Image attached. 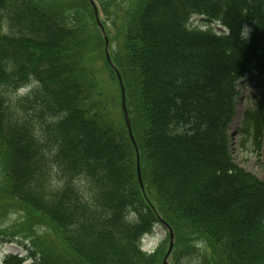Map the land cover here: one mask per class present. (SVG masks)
<instances>
[{"label":"trees","instance_id":"16d2710c","mask_svg":"<svg viewBox=\"0 0 264 264\" xmlns=\"http://www.w3.org/2000/svg\"><path fill=\"white\" fill-rule=\"evenodd\" d=\"M50 1L0 0V165L6 199L30 214L21 226L39 248L25 247L26 256L8 255L4 264H65L46 251L35 217L80 264H163L169 233L154 253L140 250L159 217L174 232V264L183 253L200 264H264V181L235 162L230 135L238 85L264 76V0H133L128 9L97 0L113 23L125 11L119 41L103 25L126 90L145 195L105 40L91 45L86 26L68 17L89 12L97 29L92 6ZM71 8L78 10L66 13ZM194 17L206 29L192 28ZM101 46L109 88L94 70ZM29 86L21 102L41 123L39 133L32 121L12 120L4 95ZM243 123L239 133L259 146L263 101ZM52 168L61 179L54 191L45 187Z\"/></svg>","mask_w":264,"mask_h":264},{"label":"rangeland","instance_id":"374dc122","mask_svg":"<svg viewBox=\"0 0 264 264\" xmlns=\"http://www.w3.org/2000/svg\"><path fill=\"white\" fill-rule=\"evenodd\" d=\"M68 1L62 2V0L55 1L51 0L50 4L58 3V4H67ZM97 3V6L100 11V20L103 25H107V27L110 29L111 32H109V37H112V40L115 42L119 41L121 39V29H122V18L124 16L125 11L122 10L120 16L116 18V21L114 23L107 19L104 12L102 11L101 6L95 0ZM114 3L119 4L122 8L128 9L130 5L133 4V0H115ZM78 9L71 8L68 9L66 13L77 11ZM86 12V11H85ZM81 14L88 15V18L86 17V22H83ZM68 17H70V21L75 25H83L86 26V31L88 38H91V45L97 46L99 44V39L103 37L102 32L99 28L96 29L94 20L92 19L89 12L84 13V10L82 12H79L78 14L72 13L68 14ZM125 17V16H124ZM126 18V17H125ZM115 20V17L112 18ZM203 18L201 17H194L192 19V28L197 29H206L204 28V22ZM104 27V25H103ZM214 30L216 32H224V29L219 24H214ZM99 29V31H98ZM105 29V28H104ZM106 32V30H105ZM102 36V37H101ZM108 37V35H107ZM109 39V38H108ZM109 41V46H110ZM114 50H115V46ZM101 46V51L98 50L94 53V59H95V66L94 70L97 71V74L100 78L106 77V83L107 88H109V83H111L110 80V74L109 70L106 67L105 62H103L101 59H104L101 57L103 54ZM110 51V49H109ZM111 52V51H110ZM102 61V64H101ZM33 89V86L26 87L24 89H21L17 92L13 91H5L4 95L6 97L7 104L10 106V115L12 116V120L14 122H23L24 120H29L33 122V125L35 128L37 127V132L39 133V128L41 123L36 119L35 115L32 112H26L24 104L21 102L22 98L26 97L27 94H29ZM238 91L239 95L236 100V109H235V116L232 120V123L230 125V135H231V152L232 157L235 160V162L243 169H245L247 172L251 173L252 175L256 176L258 179L264 181V132L262 134V138L259 140L260 145L257 146L255 141L251 138H246V136H243L239 133L240 129H243L244 123H243V116L247 110H250L252 108L256 109L257 102L263 101L264 102V76L262 78H247L246 80L240 82L238 85ZM36 133V136H39V134ZM2 164L0 165V190H2L4 198L0 197V232L4 233V240L6 243L5 245L0 247V264L3 263V260L6 258V256L12 254V255H20V256H26L27 251L25 247H29L31 250H35L33 245L38 248V241L33 237L32 233L29 231L23 229L21 226L22 223L25 220H30L32 217L29 213L24 211L23 209L18 206L14 200L6 199V174L2 168ZM50 182L45 184V187L54 191L55 188L58 187L59 184H61L60 176L57 174V169L52 168L50 169ZM86 181L80 182L79 187L81 192L83 194L88 195L87 193L90 192V186L88 184H85ZM88 183V182H86ZM2 195V196H3ZM8 205H10V208H8ZM15 205V207H12ZM135 218L134 215H132L129 218V222H131ZM35 220L37 223H33L35 227V231L37 235L42 238V240L46 241V244H44V247L46 248V251L53 257V259L57 258L59 260H62L65 262V264L71 263V264H80L77 262L71 255L66 254L67 251H65V247L62 245L61 241L58 239L57 234L51 230L48 226H46L43 223H40V220L35 217ZM44 237V238H43ZM168 238V230L163 225H156L154 228L153 233L150 235H145L143 238V246L140 245V250L146 254L150 255L151 253H154L158 247L161 246V244ZM33 244V245H32ZM40 251V250H39ZM174 251V250H173ZM167 253V252H166ZM181 254V252H179ZM166 255V254H165ZM173 255V254H172ZM172 255L169 259L170 264H174ZM197 256V257H196ZM189 255L186 257V254L183 253L182 257L180 258L181 264H200V261L198 259V255ZM29 264V262L27 263Z\"/></svg>","mask_w":264,"mask_h":264},{"label":"water","instance_id":"95a60500","mask_svg":"<svg viewBox=\"0 0 264 264\" xmlns=\"http://www.w3.org/2000/svg\"><path fill=\"white\" fill-rule=\"evenodd\" d=\"M89 2L91 4V6H92L97 25H98L100 31L102 32L104 40H105L106 60H107V62L109 64V66L115 72V74L117 76V79H118V82H119V86H120V90H121V97H122V112H123V115H124V120H125V123H126V127H127V130H128V134H129L130 140H131V142H132V144H133V146H134V148L136 150V153H137V177H138V182H139V185H140V188H141L142 192L145 195V185H144V181H143V178H142L140 153H139V149H138V146H137V142H136L135 137H134L132 124H131V120H130L128 109H127L126 90H125L123 78H122L120 72L117 70V68L113 64V61L111 59L110 51H109V39L107 37L105 29H104V27H103V25L101 23V20H100L99 8H98L95 0H89ZM159 221L168 230L169 235H170L169 248H168V251H167V253H166L165 257H164V260H163V264H170L169 259H170L171 255L173 253L174 246H175L174 232H173L172 228L165 221H163V219H161V217H159Z\"/></svg>","mask_w":264,"mask_h":264}]
</instances>
